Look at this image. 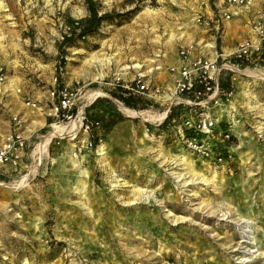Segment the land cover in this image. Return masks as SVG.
Masks as SVG:
<instances>
[{"label": "rangeland", "instance_id": "obj_1", "mask_svg": "<svg viewBox=\"0 0 264 264\" xmlns=\"http://www.w3.org/2000/svg\"><path fill=\"white\" fill-rule=\"evenodd\" d=\"M96 1L122 21L76 40L59 67L64 17L86 16L84 0H0L3 93L21 88L28 143L21 162L0 165V264H264V44L233 68L230 97L184 107L179 121L212 123L186 139L179 122L158 128L175 103L172 65L158 58L171 61L181 46L209 51L211 32L197 18L222 3ZM233 21L228 34L241 36ZM219 40L204 56L223 53ZM138 74L147 106L111 96ZM59 83L72 93L70 120L45 115ZM93 102L91 112L124 119L104 134L100 124L84 130L81 115Z\"/></svg>", "mask_w": 264, "mask_h": 264}, {"label": "built area", "instance_id": "obj_2", "mask_svg": "<svg viewBox=\"0 0 264 264\" xmlns=\"http://www.w3.org/2000/svg\"><path fill=\"white\" fill-rule=\"evenodd\" d=\"M246 1L247 0L224 1L225 6L219 10V16L214 21L213 28L216 36L220 34L222 22L228 21L231 17L229 7L241 6L245 4ZM261 19L264 21V10ZM197 21L201 22L199 18H197ZM258 30V41L253 42L251 40H244L239 43L233 51L234 57L240 60H246L252 53H256L261 49L262 44H264L263 27L260 25ZM211 47H215V45L212 44ZM222 60L223 62H221ZM239 66H241L239 61H231L230 58L223 56L222 53H217L215 51V57L210 58L199 54H193L188 47L181 46L178 50L177 64L169 68L174 74L172 94L174 97L172 99H174L175 103L173 105L182 103L185 107L192 105L204 107L205 104L211 100L216 102L217 100L230 97L232 91H222L219 89L220 74L223 70L232 72L234 67ZM4 78L5 76L0 72V82H2ZM141 78V74H138L132 84H127L125 87L132 93L145 94L147 87ZM194 83L199 84L201 88L194 89ZM48 98L50 103L48 116L55 120H70L73 118L72 93L68 91L65 86L49 90ZM24 104L26 106H35L30 100H26ZM166 114L167 113H165L163 119ZM81 118L82 121L80 126L83 127L84 130H88L91 123H84V111ZM18 119L17 116L12 117V120L15 122H18ZM180 124L183 125L181 129L186 139L192 137L195 131L208 133L212 129V123L205 116L196 121L186 117L185 120H180L178 127H180ZM88 145H91V143H88ZM26 148V139L22 133L18 130L12 131L4 141H0V164L18 162L23 157Z\"/></svg>", "mask_w": 264, "mask_h": 264}, {"label": "trees", "instance_id": "obj_3", "mask_svg": "<svg viewBox=\"0 0 264 264\" xmlns=\"http://www.w3.org/2000/svg\"><path fill=\"white\" fill-rule=\"evenodd\" d=\"M135 0H130L134 2ZM143 1V0H139ZM87 15L82 18H73L71 16L64 17V23L67 31L62 34L61 39L56 42V47L58 50L57 59L59 67H62L65 63L66 48L75 45L76 40L85 39L87 36L95 34L99 28L105 23H114L115 21H122L121 17L123 13L121 12H100L98 8V2L96 0H84ZM119 19V20H118ZM231 61H239L241 66H245L249 61L245 59H238L234 56L230 58ZM231 71L223 70L221 71L219 78V89L222 91H232L234 88L231 79ZM132 84V82H131ZM63 86V85H62ZM60 86V83L57 87ZM194 89H199L201 86L197 83L193 85ZM111 96L120 100L127 107L139 108V106H147L148 102L144 100L143 94L132 93L124 84H117L112 90H110ZM97 98L95 101H97ZM95 106V102L88 105L84 110V123H91L89 128H95L99 124L103 129V134L111 130V128L117 123L122 121L124 118L122 116H107L104 117L96 109L91 112V108ZM182 103L177 105H172L163 121L158 125V128L168 129L169 126L173 125L175 122H180V116L182 111L185 109ZM97 122V124H96ZM191 135V134H190ZM97 139H94V144L97 143Z\"/></svg>", "mask_w": 264, "mask_h": 264}, {"label": "crops", "instance_id": "obj_4", "mask_svg": "<svg viewBox=\"0 0 264 264\" xmlns=\"http://www.w3.org/2000/svg\"><path fill=\"white\" fill-rule=\"evenodd\" d=\"M224 1L225 0H219V3H217L216 6L220 5L222 3L221 5L224 7L225 6ZM263 10H264V0H247L246 3L241 5V6L229 7V12L231 13V17L228 21L222 22V29H221L220 34H219V38H220L219 41L223 44V46L221 47V50L223 51V53H222L223 56L226 57V56L230 55L231 53H233V51L236 48L235 46H237L239 43L243 42L244 40H251L253 42H257L258 38H259L258 27L260 25L263 27V36H264V21H262V19H261V15L263 14ZM208 13L209 14L206 17L207 20H205L203 22H199L197 25L203 31H205V32L210 31L211 32L207 36V37L211 38L210 41L207 43L209 46V51L206 48H203V49L200 48L198 50L199 52L191 50V52L193 54H199V55L204 56V55H207V54L213 52V50L210 51V47L212 44H214L213 41L215 40V30L213 27H214V21L219 15L214 13V10L208 11ZM231 20H234L233 22H238L239 24L237 23V26L238 25L243 26V32H242L241 36L235 35L238 31L233 35L228 34V30H227L229 27L228 22ZM258 24H260V25H258ZM211 57L214 58L215 55H212ZM170 58L172 59L171 61H168V58L163 59L161 57L158 58V60L160 63H163V65L169 63V65L174 66L175 64H177V61H178V49L176 50V53L173 52V54L171 55ZM167 68H168V66L166 67V70H167ZM172 78H173V76H172ZM3 82H0V93H2L0 96L1 98L6 97V96H4L5 95L4 91L6 89H8V87L10 85L8 80L4 84H3ZM16 93L18 94V96H21L20 95L22 93L21 88H17ZM18 96L12 95V96L6 97V101L4 103L6 105L5 108L0 109L1 110L0 122H2V123H0V128H1L0 141H4L10 135V133L14 130L20 131L23 135V132L21 130V127H22L21 118L19 117V114L17 113V112H19V110L22 109V106L19 103L20 101L17 98ZM22 103L24 104V102H22ZM2 104H3V102H2ZM4 113L11 115V119L13 116L19 117L18 122L13 121L11 123L10 121L5 120L6 116H4ZM45 115L48 116V112H46ZM44 119H45V116H44ZM73 124H78V123L74 122ZM77 126H75V127L71 126L70 129L76 128ZM27 145H28V143H27ZM21 160H22V158L19 160V162H21ZM0 165H5V164H0Z\"/></svg>", "mask_w": 264, "mask_h": 264}, {"label": "bare ground", "instance_id": "obj_5", "mask_svg": "<svg viewBox=\"0 0 264 264\" xmlns=\"http://www.w3.org/2000/svg\"><path fill=\"white\" fill-rule=\"evenodd\" d=\"M136 65H137V64H136ZM170 98H171V96L167 97L168 100H169ZM129 112H130V111H129ZM129 112H128V113H129ZM72 122H75V121H72ZM77 123H78V127H79V124H80L79 121H78ZM49 139H50V136H47V137L45 138V140L43 141V143L40 144V146L43 145V144H47L48 141H49ZM241 223H246V222L241 221ZM244 232H246V229L244 230ZM248 236H249V235L243 234V236H242V237H243V241L245 240L243 243H246V240H247Z\"/></svg>", "mask_w": 264, "mask_h": 264}]
</instances>
